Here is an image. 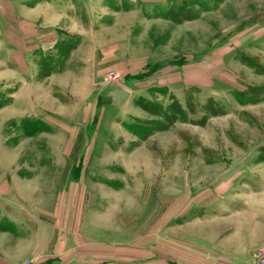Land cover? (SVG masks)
I'll return each instance as SVG.
<instances>
[{"label":"rangeland","instance_id":"374dc122","mask_svg":"<svg viewBox=\"0 0 264 264\" xmlns=\"http://www.w3.org/2000/svg\"><path fill=\"white\" fill-rule=\"evenodd\" d=\"M134 9L111 0L104 21L130 38L116 42L163 60L152 72L112 83L99 49L57 40L34 58L28 91L0 82V264L77 263L25 258L37 221L51 226L47 252L70 234L90 264H116L122 248L163 249L166 230L177 239L198 219L253 213L264 195V0H172L132 19ZM196 57L214 70L212 90L149 81ZM135 82L146 94L126 114L98 93ZM151 250L135 262L159 261Z\"/></svg>","mask_w":264,"mask_h":264},{"label":"crops","instance_id":"0c3cea01","mask_svg":"<svg viewBox=\"0 0 264 264\" xmlns=\"http://www.w3.org/2000/svg\"><path fill=\"white\" fill-rule=\"evenodd\" d=\"M110 1L0 0V82L8 86V83L16 79L23 81L20 83L21 91H24L25 87L30 85L28 78L30 72L32 73L34 58L45 53L49 49L48 46L57 40H85V45L94 48L95 54L96 49H99L105 65L110 64L115 68L112 71L120 74L122 78L125 76L122 73L124 71L128 74H138L139 70L152 72L153 66L158 62L151 64L150 61H163L161 58L144 48H132L126 41H115L130 40L126 35H123V38L112 37L120 24L116 22L111 26L104 21L110 14ZM120 1L135 8L129 14L130 18L137 19L141 7L153 9L172 0ZM172 58L169 59L172 61ZM204 62V59L197 57L193 61L186 58L175 65L159 67L157 71L160 73H154L149 81L154 80L157 85L174 92L189 87L202 91L212 90L210 87L213 85L214 88V78L211 84L206 85L205 82L208 73L212 75L214 70L210 64L205 65ZM86 76L90 78L92 75L87 73ZM98 93L109 98L110 108L126 114L134 98L145 95L146 89L135 82L123 88L101 86ZM255 201L259 204L256 207L255 202L253 213L237 212L205 220L198 219L183 226L177 239L173 238L170 230H166L164 238L160 239L163 249L157 250L153 246L143 248L138 245L137 249L134 248L126 254L122 248L116 264L138 263L135 262L137 254L143 250L152 252L151 249H154L160 260L148 264H256L253 257L255 248L264 245V195L255 198ZM79 217L80 215L77 217L74 214V220H81L82 216ZM48 232H51V226L45 222L37 221L34 224L29 241L30 251L26 254V259H37L44 255L43 261L53 259L56 262L59 258L62 262L74 259L76 264H90L96 257L93 251L87 250L86 247H74L76 241L72 240L74 237L70 234L62 235V242L58 239L54 253L47 252L46 245L51 242Z\"/></svg>","mask_w":264,"mask_h":264},{"label":"built area","instance_id":"2783aa9c","mask_svg":"<svg viewBox=\"0 0 264 264\" xmlns=\"http://www.w3.org/2000/svg\"><path fill=\"white\" fill-rule=\"evenodd\" d=\"M122 77L120 74L116 72H110L109 80L112 83H117L119 81H122ZM253 257L256 261V264H264V245L259 246L253 253Z\"/></svg>","mask_w":264,"mask_h":264}]
</instances>
